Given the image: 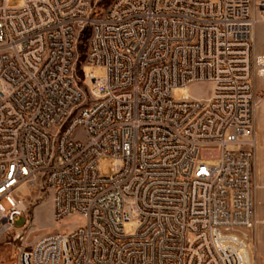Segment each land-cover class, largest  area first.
<instances>
[{
	"label": "built area",
	"instance_id": "built-area-1",
	"mask_svg": "<svg viewBox=\"0 0 264 264\" xmlns=\"http://www.w3.org/2000/svg\"><path fill=\"white\" fill-rule=\"evenodd\" d=\"M9 1L0 239L17 229L26 187L50 193L54 222L81 219L19 247L14 264H256L264 55L253 46L264 0H116L102 15L92 0ZM197 84L209 98H172Z\"/></svg>",
	"mask_w": 264,
	"mask_h": 264
},
{
	"label": "rangeland",
	"instance_id": "rangeland-1",
	"mask_svg": "<svg viewBox=\"0 0 264 264\" xmlns=\"http://www.w3.org/2000/svg\"><path fill=\"white\" fill-rule=\"evenodd\" d=\"M116 0H92L93 12L102 15ZM262 1V0H255ZM9 7H18L19 0H10ZM257 24L255 26L254 53L264 55V12L256 11ZM88 34L84 36L83 43L79 47V61L83 63L86 51ZM81 67L78 63V72ZM85 74H93L95 78L104 76V70L94 67H85ZM257 95L262 99V105L255 122L256 134V158L254 166L255 191V213L259 223L255 231L250 230L249 235L256 248V264H264V80L257 79L255 83ZM183 95H188L192 99H207L210 96V87L206 84L192 85L187 91L176 90L172 98L181 100ZM112 161L102 158L98 162L100 176L109 177L111 175ZM25 211L23 216L15 223L17 229L13 230L0 239V264H14L19 247H30L38 239L55 233L67 232L81 224V219L77 216L70 217L62 222H54L52 218L51 195L47 191L39 189L23 188ZM4 208H8L5 201H1ZM263 221V222H262ZM23 227V228H21ZM131 225L126 226V231L131 229Z\"/></svg>",
	"mask_w": 264,
	"mask_h": 264
},
{
	"label": "bare ground",
	"instance_id": "bare-ground-1",
	"mask_svg": "<svg viewBox=\"0 0 264 264\" xmlns=\"http://www.w3.org/2000/svg\"><path fill=\"white\" fill-rule=\"evenodd\" d=\"M257 19V18H256ZM254 37H255V32H254ZM259 222V221H258Z\"/></svg>",
	"mask_w": 264,
	"mask_h": 264
},
{
	"label": "crops",
	"instance_id": "crops-1",
	"mask_svg": "<svg viewBox=\"0 0 264 264\" xmlns=\"http://www.w3.org/2000/svg\"><path fill=\"white\" fill-rule=\"evenodd\" d=\"M254 32H255V30H254ZM254 39H255V37H254ZM263 222V221H262Z\"/></svg>",
	"mask_w": 264,
	"mask_h": 264
},
{
	"label": "trees",
	"instance_id": "trees-1",
	"mask_svg": "<svg viewBox=\"0 0 264 264\" xmlns=\"http://www.w3.org/2000/svg\"><path fill=\"white\" fill-rule=\"evenodd\" d=\"M85 54V53H84ZM83 57H85V55H83Z\"/></svg>",
	"mask_w": 264,
	"mask_h": 264
}]
</instances>
